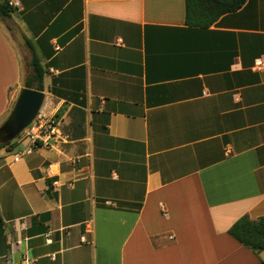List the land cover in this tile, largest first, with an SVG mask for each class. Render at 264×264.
Here are the masks:
<instances>
[{"label":"crops","instance_id":"obj_1","mask_svg":"<svg viewBox=\"0 0 264 264\" xmlns=\"http://www.w3.org/2000/svg\"><path fill=\"white\" fill-rule=\"evenodd\" d=\"M7 1L0 126L27 40L67 140L0 150V264H264L227 234L264 216V0L208 28L184 0Z\"/></svg>","mask_w":264,"mask_h":264},{"label":"trees","instance_id":"obj_2","mask_svg":"<svg viewBox=\"0 0 264 264\" xmlns=\"http://www.w3.org/2000/svg\"><path fill=\"white\" fill-rule=\"evenodd\" d=\"M245 2L246 0H184L185 24L208 28L221 16L240 10ZM10 12L8 1L0 0V20L9 18ZM25 45L31 51V59L30 72L24 80V87L42 92L44 70L27 40H25ZM13 143L14 141L0 143V150L5 149L10 152ZM227 234L241 246L258 254L264 251V216L256 220L243 216L229 228Z\"/></svg>","mask_w":264,"mask_h":264},{"label":"built area","instance_id":"obj_3","mask_svg":"<svg viewBox=\"0 0 264 264\" xmlns=\"http://www.w3.org/2000/svg\"><path fill=\"white\" fill-rule=\"evenodd\" d=\"M253 70H264V60L257 59L254 62ZM25 138L29 141V146L21 154H17L14 157V161H18L22 154H30L34 150L39 148L50 149L55 145L57 141H66L67 137L60 134L58 128V120L55 117L47 118L42 116L39 112L32 120V122L22 131L21 138ZM48 174L52 175V171L48 169ZM70 187V184L66 185ZM49 242V240H48ZM55 254L49 255L50 261H55ZM35 259L29 258L27 255L23 256V259L18 264H35ZM6 264H14L10 260L6 261Z\"/></svg>","mask_w":264,"mask_h":264},{"label":"water","instance_id":"obj_4","mask_svg":"<svg viewBox=\"0 0 264 264\" xmlns=\"http://www.w3.org/2000/svg\"><path fill=\"white\" fill-rule=\"evenodd\" d=\"M43 99V92L25 87L19 90L11 112L0 126V143H7L21 138L22 131L38 114Z\"/></svg>","mask_w":264,"mask_h":264},{"label":"rangeland","instance_id":"obj_5","mask_svg":"<svg viewBox=\"0 0 264 264\" xmlns=\"http://www.w3.org/2000/svg\"><path fill=\"white\" fill-rule=\"evenodd\" d=\"M23 140H26L25 138H23Z\"/></svg>","mask_w":264,"mask_h":264}]
</instances>
